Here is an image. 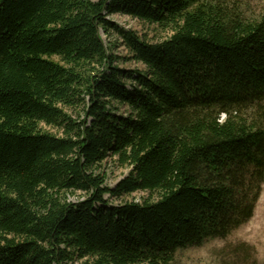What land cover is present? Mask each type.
<instances>
[{"label": "trees", "instance_id": "obj_1", "mask_svg": "<svg viewBox=\"0 0 264 264\" xmlns=\"http://www.w3.org/2000/svg\"><path fill=\"white\" fill-rule=\"evenodd\" d=\"M109 158L131 169L115 188ZM263 186L264 0H0V264H175Z\"/></svg>", "mask_w": 264, "mask_h": 264}, {"label": "rangeland", "instance_id": "obj_2", "mask_svg": "<svg viewBox=\"0 0 264 264\" xmlns=\"http://www.w3.org/2000/svg\"><path fill=\"white\" fill-rule=\"evenodd\" d=\"M109 20L124 30L136 31L139 34H148L152 37L155 33L147 25L125 15H113ZM100 34L107 47L121 59L129 57V52L121 38L113 31L106 33L100 30ZM120 66L126 70L143 69L141 64L134 61H120ZM125 109L122 111L124 112ZM225 116H223V119ZM130 168L120 166L115 159L109 158L102 165L101 172L106 173V185L115 188L117 183L128 176ZM109 196H107L108 198ZM148 197L147 193L137 192L122 199H111L112 204H120L124 201L142 202ZM246 244L254 249L258 264H264V186L257 203L253 217L235 230L227 239L208 240L201 246L189 247L178 252L175 264H234L236 261L222 251L226 247ZM75 260L69 264H81Z\"/></svg>", "mask_w": 264, "mask_h": 264}]
</instances>
